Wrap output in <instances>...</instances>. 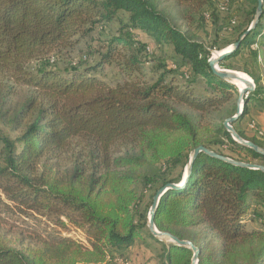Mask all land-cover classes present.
Returning a JSON list of instances; mask_svg holds the SVG:
<instances>
[{
	"label": "trees",
	"instance_id": "1",
	"mask_svg": "<svg viewBox=\"0 0 264 264\" xmlns=\"http://www.w3.org/2000/svg\"><path fill=\"white\" fill-rule=\"evenodd\" d=\"M169 1L183 20L192 18L200 27L208 20L215 24V13L234 2ZM243 1V14L233 10L219 27L227 45L238 43L219 66L253 80L255 88L232 125L264 149L258 123H252V136L236 126L249 114V103L264 107V0L252 28L257 0ZM159 3L0 0V264H112L125 258L147 223L136 186L159 183L155 194L178 183L195 147L264 165L263 154L235 142L223 126L235 114L237 88L212 73L208 46ZM113 20L122 26L98 66L114 64L127 76L124 82L112 85L90 74L96 66L86 72L52 66L51 55L65 53L96 24ZM139 32L157 46H171L179 59L178 67L161 65L152 83L132 78L148 49L136 38ZM180 68L188 80L179 86L167 76ZM198 81L212 94L196 93ZM159 164L158 174L144 173ZM248 220L260 226L248 228ZM47 221L78 228L87 244ZM154 224L197 246V264H264V172L200 152L183 187L161 195ZM160 243V264H190V249Z\"/></svg>",
	"mask_w": 264,
	"mask_h": 264
},
{
	"label": "rangeland",
	"instance_id": "2",
	"mask_svg": "<svg viewBox=\"0 0 264 264\" xmlns=\"http://www.w3.org/2000/svg\"><path fill=\"white\" fill-rule=\"evenodd\" d=\"M159 9H162L164 12L170 14L176 21L177 25L183 30H190L194 33L201 41H203L211 51V55L219 53L221 50L227 49L230 45L226 44L227 38L222 34L220 26L223 20L235 9H238L242 12L245 10V4L243 0H234L233 3L229 4L228 10L226 12H216V23L208 20L204 23L203 27H200L196 21H192V18H189V22L183 20L181 17L180 8L174 5L173 1L169 0H159ZM120 18V17H119ZM190 21L192 23H190ZM122 26L118 20H113L109 23H99L96 24L93 29L84 36L78 37V42L75 43L72 49L66 50L65 53H54L51 55V61H53L52 66L55 69L63 71L65 68H70V70H75V72L87 70L90 71L91 68L96 66L94 71H91L90 74L95 75L99 79H102L109 84L122 83L127 79V76L121 72L114 64L108 65L104 64L98 66V61L100 60V55L106 51V45L110 42L111 38L116 36L120 31L119 28ZM136 36V35H135ZM136 38L147 43L148 49L146 53L142 52V69L140 73L132 75V78H137L143 82H154L159 74L163 71L160 67L161 65L167 66H176L178 67L179 59L175 57L172 47L167 44L155 45L151 38L147 37L142 33H137ZM84 56L86 59L84 60ZM74 61L77 62V65L72 69L70 63ZM30 67L35 65V61H32ZM263 67L261 66V69ZM172 74H168L167 80L171 78L174 84L183 85L188 79L184 78L183 69H175ZM236 71V70H235ZM242 72V71H238ZM244 73V72H242ZM245 74V73H244ZM247 75V74H245ZM248 76V75H247ZM249 77V76H248ZM250 78V77H249ZM264 84V76L262 80ZM232 84V83H230ZM237 88V95L239 88ZM193 89L196 93L201 95H211L212 92L207 90L202 81H198L194 84ZM235 95V99L237 98ZM250 104V112L248 115L239 119L236 123V126L242 130L247 136H252L253 131L250 129L252 123H258V128L264 134V107L263 105H252ZM230 106V105H229ZM217 121H223L220 116H218ZM235 125V124H234ZM7 132V131H6ZM9 134L14 135L12 132ZM264 140V135H263ZM162 166L156 165L147 167L144 170V173L148 176L156 175L160 171ZM160 184L157 183L154 186H146L144 182H140L136 189L140 196H143L142 200L139 203L140 210H147L146 220L148 217V211L151 206L152 196L155 192V189ZM26 221L32 222V218L24 217ZM44 220V218H42ZM47 224L53 229L57 230L62 235L71 236L85 245L87 244L84 238V235L81 230L78 228L67 224L64 227H56L51 221H47ZM252 226L259 227L258 222L249 221L247 222V227L251 228ZM8 240L12 243H17L18 238L15 234H8ZM161 240L154 238L149 232L147 226L142 230V236L139 238L135 244L127 251L126 257L122 258L117 257L112 261V264H118L121 260L123 264H160L161 253L163 251V244L160 243ZM164 244H169L167 241H161Z\"/></svg>",
	"mask_w": 264,
	"mask_h": 264
},
{
	"label": "water",
	"instance_id": "3",
	"mask_svg": "<svg viewBox=\"0 0 264 264\" xmlns=\"http://www.w3.org/2000/svg\"><path fill=\"white\" fill-rule=\"evenodd\" d=\"M257 3H258V5L256 8L254 20L252 21L250 28L255 26V24L257 23V21L259 19L261 12H262V0H257ZM241 38H243V37H241ZM237 45H238V43H234V44L230 45L228 47V49L221 50V52H219L216 56H214V53H213V55H211L210 59L208 60L209 67H210L212 73L215 76H217L218 78H220L221 80L230 83L231 80L240 79L246 83V86L244 88L238 90V99H237V107H236L235 114L226 118L223 121V126L226 129V131L229 132L231 138L235 142H237L243 146H246L248 148H251L252 150L264 155V149L263 148L259 147L258 145L254 144L253 142H251L249 140L242 138L236 132L235 128L232 125L233 122H235L242 113V108L244 105L243 99H244L245 95L248 92L254 90V88H255L254 82L251 78H250V80H247L244 77L240 76L243 73L239 74L238 71L221 68L219 66V62L224 57L231 54L233 52V50L237 47ZM200 152H204L210 156L216 157L218 159H221V160L228 162V163L235 165V166H241V167L254 169V170H260V171L264 172V165H262V164L233 160L229 157L219 155V154L213 152L212 150L205 148L204 146H198V147L193 148L191 150V152L189 153L188 161L185 165L181 180L178 183H168L156 191V193L154 194V196L152 198V204H151L149 211H148L146 226L154 238L161 240V241H167L168 243H171V244H174L177 246H181V247H186V248L190 249L192 251V257H191L190 264H197L198 263L199 248L197 246H195L190 240H181V239H179V238H177V237H175V236H173L167 232L159 231L154 224V215H155V211L157 209V206L159 204V199L166 189H178V188L183 187V185L187 181L188 176L190 175L192 162Z\"/></svg>",
	"mask_w": 264,
	"mask_h": 264
},
{
	"label": "bare ground",
	"instance_id": "4",
	"mask_svg": "<svg viewBox=\"0 0 264 264\" xmlns=\"http://www.w3.org/2000/svg\"><path fill=\"white\" fill-rule=\"evenodd\" d=\"M227 49H228V48H227ZM225 50H226V49H225ZM220 52H221V51H220ZM217 54H218V53H216L214 56H216ZM241 73H242V72H239V74H241ZM240 76L244 77V78L247 79V80H250V78H249L247 75H245L244 73L241 74ZM230 83L235 84V85L239 88V90L242 89V88H244V87L246 86V83H245L244 81L240 80V79H234V80H231Z\"/></svg>",
	"mask_w": 264,
	"mask_h": 264
},
{
	"label": "built area",
	"instance_id": "5",
	"mask_svg": "<svg viewBox=\"0 0 264 264\" xmlns=\"http://www.w3.org/2000/svg\"><path fill=\"white\" fill-rule=\"evenodd\" d=\"M221 10H222V7H221ZM250 128L251 129H254L255 128V125L254 124H251L250 125ZM259 134H263V132L261 131V130H259V132H258ZM118 264H123L122 262H121V260L118 262Z\"/></svg>",
	"mask_w": 264,
	"mask_h": 264
}]
</instances>
